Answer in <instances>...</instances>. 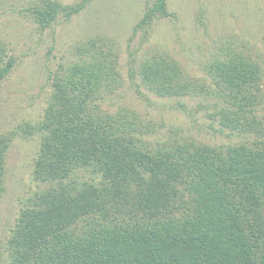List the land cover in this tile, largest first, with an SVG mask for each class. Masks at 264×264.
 Here are the masks:
<instances>
[{"label": "trees", "instance_id": "16d2710c", "mask_svg": "<svg viewBox=\"0 0 264 264\" xmlns=\"http://www.w3.org/2000/svg\"><path fill=\"white\" fill-rule=\"evenodd\" d=\"M84 2L43 0L33 17L45 27L58 11L77 13ZM168 16L166 0H152L134 29ZM100 41L76 46L78 59L58 66L41 118L20 126L40 134L33 179L53 185L19 210L0 244L2 262L264 264V57L220 49L225 57L202 67L215 87L173 58H144L137 75L145 89L162 97L214 91L218 108L209 116L220 128L254 134L216 146L181 136L146 142L149 128L134 112L103 109L119 69L113 44ZM262 42L264 49V33ZM12 66L0 40V80ZM13 133L0 134V197ZM80 171L92 180H78Z\"/></svg>", "mask_w": 264, "mask_h": 264}, {"label": "rangeland", "instance_id": "374dc122", "mask_svg": "<svg viewBox=\"0 0 264 264\" xmlns=\"http://www.w3.org/2000/svg\"><path fill=\"white\" fill-rule=\"evenodd\" d=\"M42 1L0 0V40L13 59L9 73L0 80V134L14 132L4 162L0 244L19 210L38 191L53 185L33 179L40 134H26L20 126L41 118L58 66L77 60L76 46L91 38L108 40L118 55L119 78L105 94L103 109L112 113L125 107L134 112L149 128L142 137L146 142L181 136L216 146L254 139V134L220 128L218 117L209 116L218 108L213 107L214 91L157 96L143 87L137 68L144 58L159 54L176 60L188 76L208 79L207 84L215 87L202 67L224 58L220 49L237 46L245 53L254 52V59L264 57V0H166L172 16L137 29L134 25L152 0H85L80 11L68 16L58 11L45 27L33 17V8L41 7ZM51 1L68 6L82 2ZM262 90L258 112L264 119V86ZM76 174L80 181L92 180L87 172ZM0 264H4L1 258Z\"/></svg>", "mask_w": 264, "mask_h": 264}]
</instances>
